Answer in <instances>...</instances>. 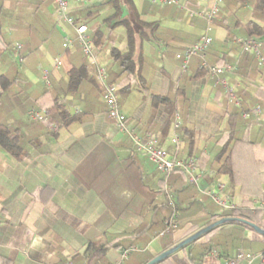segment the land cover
<instances>
[{
	"label": "crops",
	"instance_id": "crops-1",
	"mask_svg": "<svg viewBox=\"0 0 264 264\" xmlns=\"http://www.w3.org/2000/svg\"><path fill=\"white\" fill-rule=\"evenodd\" d=\"M211 1L68 3L69 15L87 27L117 88L119 109L132 134L157 135L170 154L175 149L170 139L177 136V158H194L198 164L196 185L180 173L169 177L177 227L159 237L172 216L163 177L107 117L95 70L77 42L71 50L62 49L64 37L75 34L57 15L54 0H0L5 46L0 47V125L15 138L21 155L15 158L0 148V264H114L131 246L136 251L123 264H147L213 223L235 218L233 209L260 210L253 224L264 231V69L235 42L248 37V25L264 29V0L262 10L257 0H223L211 24L188 17ZM204 34L212 40L207 63L235 67L226 77L237 86L238 107L217 78L201 72L199 58L185 69L177 59ZM250 37L261 42L264 58V36ZM14 45L21 46V62ZM112 51H131L129 71ZM157 97L166 101H154ZM54 105L78 120L63 125L27 117ZM239 112L234 123L240 127L229 139V117ZM226 156L231 177L217 173ZM219 185L226 209L208 195ZM191 243L158 264H222L240 251L264 253V235L240 223L222 224ZM206 246L207 252L202 250ZM250 264L264 261L256 257Z\"/></svg>",
	"mask_w": 264,
	"mask_h": 264
},
{
	"label": "built area",
	"instance_id": "built-area-1",
	"mask_svg": "<svg viewBox=\"0 0 264 264\" xmlns=\"http://www.w3.org/2000/svg\"><path fill=\"white\" fill-rule=\"evenodd\" d=\"M154 3H159L160 5H176L179 6L177 0H152ZM69 0H54V5L56 13L60 19L67 24L75 34V37L72 39L68 36L64 37L62 43V49L71 50L73 47L74 41L77 42L84 57L87 59L88 63L95 70V77L97 82L100 84L102 89V101L107 109V117L110 120L116 122L118 128L121 132L127 134L132 141V149L135 152L141 153L147 157V159L153 164L155 170L163 177V186L162 191L166 195L169 204L173 207L171 201V188L169 185V177L175 173L182 174L186 180L191 184L196 185L200 172L198 169V164L194 158L191 159H179L176 154L179 149V138L173 136L170 139V142L175 147L173 154L168 153L164 148L159 145V137L154 134H148L143 138H140L128 129L126 126V118L120 112L118 100H117V88L109 82L108 74L105 66L99 61L96 54L95 46L87 33V27L84 24L76 22V20L69 15L68 8ZM223 3V0H213L209 2L207 7L203 10H200L198 13L188 12V17H201L208 24H211L214 17L219 13L220 7ZM209 31V28H207ZM212 40L208 34L202 35L199 40L187 47L184 54L177 56V59L182 63V69L187 67L188 62L192 58H199L201 61V68L204 69L207 75L217 78L218 82L223 85L227 98L231 104L238 107L240 106V99L237 96V86L231 85L227 82L226 75L231 74L234 70V66H216L210 65L206 61V51L210 46ZM236 44L241 48L242 53H247L253 55L257 60L258 65L264 69V58L261 55V42L253 37H239L236 39ZM21 46L14 45L13 51L16 53V58L19 56V51ZM18 61L21 62V58L18 57ZM55 65L57 67L61 66L60 60H55ZM43 80L48 84L47 75L44 74ZM255 112L259 113L260 108L255 107ZM27 117L32 121L45 122L48 120L46 111H30L27 114ZM175 128H178V123L175 122ZM222 189V186L219 185L217 191L209 192L208 195L211 199L226 209L229 205L222 200L217 192ZM176 213H174L169 219L164 223V230L159 234V237L164 236L173 229L177 227V222L175 221ZM136 248L131 246L123 250L120 254V258L114 264H123V262L128 258V256L135 252ZM258 257L261 261H264V253L259 255H254L249 252L240 251L235 253L231 257H226L222 260V264H250L253 259ZM65 264H71L69 262Z\"/></svg>",
	"mask_w": 264,
	"mask_h": 264
},
{
	"label": "trees",
	"instance_id": "trees-1",
	"mask_svg": "<svg viewBox=\"0 0 264 264\" xmlns=\"http://www.w3.org/2000/svg\"><path fill=\"white\" fill-rule=\"evenodd\" d=\"M262 6H263V0H257L256 8L259 10H262ZM247 27H248V29H247V34H248L247 36L248 37L253 36V35L264 36V29H259L258 27L253 26V25H248ZM1 46L5 47L3 42L0 39V47ZM128 46H129V49L131 50V47L133 46V39H132L131 34H128ZM112 55L114 56L115 59L121 60V65H122L124 70L129 71L130 63H131V51H129L128 53H126L124 55H119V54L112 51ZM243 55L245 57H247V55H249V54L243 53ZM251 56L254 58L253 55H251ZM200 69H201V72L204 71V69H202V68H200ZM160 99L161 98L157 97V98H154L153 100L159 101ZM163 99H164V101H166V98H163ZM163 99H161V101ZM58 109H59V107L57 105H54L50 109L46 110L47 117H48L50 124L56 123V124L67 125V124L73 123L76 120H78V117H79L78 115L69 116L65 112L59 113ZM240 115H242L241 112L232 113L229 117V122L227 124V132H228L229 139H231L232 137H234L236 135V132L238 131V129L240 127V126L238 127V124H235L236 118L240 117ZM11 135L12 134L7 130L6 126L0 125V148L3 151H5L6 153H8L9 155H11L12 157L19 158L21 156V155H18L20 149H18L17 143L15 142V138H13ZM225 149L226 148H224V150ZM224 153L225 152L222 150V152L220 153L221 157L224 155ZM217 173L227 174L229 177H231V167H230L229 156H226L222 160L220 167L217 170ZM162 193H163V191H162ZM170 195H171V201H172L173 207L170 204H168V205H169L171 212H172V215H173L175 212H177V200L175 198V191L171 192ZM259 212H260V210L250 211V210L233 209L232 211H230V216L238 218V219L246 220V221L253 224L259 220V214H260ZM194 244L195 243H191L185 247L191 248V246ZM209 249H210V247L206 246L202 250L207 252ZM191 255H192V252H191V249H189L188 256L191 257Z\"/></svg>",
	"mask_w": 264,
	"mask_h": 264
},
{
	"label": "water",
	"instance_id": "water-1",
	"mask_svg": "<svg viewBox=\"0 0 264 264\" xmlns=\"http://www.w3.org/2000/svg\"><path fill=\"white\" fill-rule=\"evenodd\" d=\"M226 223H240L243 224L245 226H248L249 228H251L252 230L264 235V231L261 230L258 226H256L255 224H252L246 220H242V219H238V218H227V219H222L219 220L215 223H213L212 225L200 230L199 232H197L196 234L192 235L191 237H189L188 239L184 240L183 242H181L180 244H178L177 246L165 251L164 253L160 254L159 256H157L156 258H154L153 260L149 261L147 264H158L160 261H162L164 258H166L167 256L171 255L174 251L184 247L185 245L199 239L201 236L209 233L210 231H212L213 229L217 228L218 226L222 225V224H226Z\"/></svg>",
	"mask_w": 264,
	"mask_h": 264
}]
</instances>
